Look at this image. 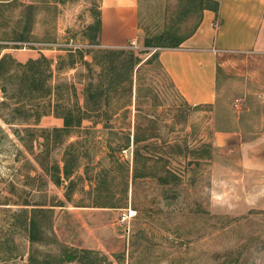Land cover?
I'll return each instance as SVG.
<instances>
[{
    "label": "rangeland",
    "instance_id": "374dc122",
    "mask_svg": "<svg viewBox=\"0 0 264 264\" xmlns=\"http://www.w3.org/2000/svg\"><path fill=\"white\" fill-rule=\"evenodd\" d=\"M178 1L138 0L143 43L178 23ZM98 11L99 0H0V46L28 36L0 55L24 61L41 53L56 68L69 49H105L87 38ZM197 20L181 18L179 32ZM123 50L141 62L112 95L109 125L85 120L60 145L46 142L56 162L68 147L77 156L70 203L0 119V264H28L32 249L55 255L64 247L97 252L99 264H264V56L227 53L215 101L192 105L143 44ZM92 68L97 83L104 64ZM86 81L77 64L54 71L51 84L74 82L81 91ZM36 140L34 156L45 148ZM100 182L106 190L98 192ZM26 200L46 209L63 203L52 208L42 243L28 240Z\"/></svg>",
    "mask_w": 264,
    "mask_h": 264
},
{
    "label": "trees",
    "instance_id": "16d2710c",
    "mask_svg": "<svg viewBox=\"0 0 264 264\" xmlns=\"http://www.w3.org/2000/svg\"><path fill=\"white\" fill-rule=\"evenodd\" d=\"M178 2V23L169 24V27L153 39L148 37L144 39L143 45L146 49L144 53L150 55L148 59H157L160 49L178 48L194 32L204 10L218 12L220 0H179ZM188 16H197V23L191 32L181 34L178 30L180 20ZM89 28L93 32L92 35L87 34V38L92 45L99 46L101 31L99 11L95 23ZM14 42L17 44L0 46V52L20 49L18 43H27L28 36H24L23 33ZM150 49L153 51L148 52ZM89 53H92V62L85 59ZM96 60L104 64L103 71L98 74L97 83L94 82L92 68ZM140 62L133 52L108 48L97 49L94 52L69 49L64 58H58L56 68H53V61L41 53L35 58H28L24 61L14 58L9 53L0 55V93L2 94L0 119L7 126H11L13 135L33 156V161L50 181L57 187H63L64 199L68 203L72 201L74 182L70 178L76 167L77 156L66 151L68 147L62 154L60 162H56L51 159L46 142L52 139L55 146L60 145L63 138H68L74 134V131H78L85 120L100 117L104 120L105 127L108 126L110 115L113 113L109 105L112 95L118 92V87L123 89L125 84L128 83V86L131 84L133 70ZM77 64L84 67L87 78V81L82 84L81 91L74 82L51 84L54 71L60 72L65 66L70 69ZM3 110L7 112L3 113ZM49 115L61 119L62 126L39 127L41 118ZM21 132L24 138L20 135ZM39 137L43 140V144L40 143L39 146L45 148L34 156L33 143ZM127 147H129V139L124 143L123 149ZM134 177H137L136 170ZM95 190L98 192L106 190L104 182H100ZM22 205L31 206L27 220L30 244L44 242V229L49 228V215L53 213L52 208L62 207L63 203L58 202L56 205H51L52 208L47 209L31 204L28 200ZM93 205H100L102 208L116 207L114 204L99 203L97 200L93 202ZM99 259V254L90 250L64 247L59 254L53 255L38 254L32 249L28 256V264H70L74 262L99 264Z\"/></svg>",
    "mask_w": 264,
    "mask_h": 264
},
{
    "label": "crops",
    "instance_id": "0c3cea01",
    "mask_svg": "<svg viewBox=\"0 0 264 264\" xmlns=\"http://www.w3.org/2000/svg\"><path fill=\"white\" fill-rule=\"evenodd\" d=\"M99 13V47L141 48L138 0H99ZM232 52L264 56V0H220L217 13L204 10L194 32L178 48L160 49L157 61L185 101L206 104L216 99L219 60Z\"/></svg>",
    "mask_w": 264,
    "mask_h": 264
},
{
    "label": "built area",
    "instance_id": "2783aa9c",
    "mask_svg": "<svg viewBox=\"0 0 264 264\" xmlns=\"http://www.w3.org/2000/svg\"><path fill=\"white\" fill-rule=\"evenodd\" d=\"M126 152V150L125 151H123V153H125Z\"/></svg>",
    "mask_w": 264,
    "mask_h": 264
},
{
    "label": "bare ground",
    "instance_id": "6f19581e",
    "mask_svg": "<svg viewBox=\"0 0 264 264\" xmlns=\"http://www.w3.org/2000/svg\"><path fill=\"white\" fill-rule=\"evenodd\" d=\"M131 215H132V212H131Z\"/></svg>",
    "mask_w": 264,
    "mask_h": 264
}]
</instances>
